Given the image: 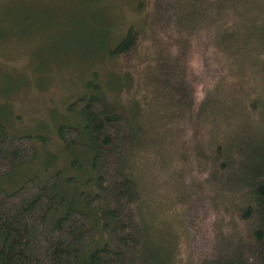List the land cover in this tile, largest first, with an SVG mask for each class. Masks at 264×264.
<instances>
[{
  "label": "rangeland",
  "instance_id": "rangeland-1",
  "mask_svg": "<svg viewBox=\"0 0 264 264\" xmlns=\"http://www.w3.org/2000/svg\"><path fill=\"white\" fill-rule=\"evenodd\" d=\"M239 1L0 0V124L36 149L6 187L60 172L85 191L87 155L67 152L58 127L83 123L68 105L96 78L129 114L140 110L127 140L139 145L132 172L153 255L197 264L222 244L225 257L238 255L242 176L217 171L208 151L221 144L244 169L262 135L264 27L243 17L226 34L235 21L221 12ZM131 26L141 41L124 63L114 50Z\"/></svg>",
  "mask_w": 264,
  "mask_h": 264
},
{
  "label": "trees",
  "instance_id": "trees-1",
  "mask_svg": "<svg viewBox=\"0 0 264 264\" xmlns=\"http://www.w3.org/2000/svg\"><path fill=\"white\" fill-rule=\"evenodd\" d=\"M184 5L178 3L177 10ZM234 7L221 12L235 21L227 35L235 34L243 17L248 19L244 25L250 21L263 29L264 0H240ZM140 41V30L131 26L115 56L131 62ZM121 104L93 78L83 95L68 105L83 123L58 127L67 152L87 155L89 170L83 171L81 183L88 189L83 192L76 179L60 172L45 179L31 176L9 190L5 184L11 185L16 169L34 158L36 149L31 136L15 135L0 124V264H171L170 257L153 255L156 244L147 240L146 222H141L139 182L132 172V153L139 145L127 140L131 118L134 121L140 110L133 106L131 115ZM261 110L262 135L244 169L234 164L233 153L226 159L221 144L208 151L217 170L224 173L233 167L242 176L237 194L243 197L239 209L246 233L238 237V255L225 257L224 244L217 245L222 255L197 264H264V106ZM72 165L82 167V161L74 159Z\"/></svg>",
  "mask_w": 264,
  "mask_h": 264
},
{
  "label": "bare ground",
  "instance_id": "bare-ground-1",
  "mask_svg": "<svg viewBox=\"0 0 264 264\" xmlns=\"http://www.w3.org/2000/svg\"><path fill=\"white\" fill-rule=\"evenodd\" d=\"M19 136H23V135H19ZM47 139V142L49 141V139L48 138H46ZM47 142H45V143H47ZM218 171V170H217Z\"/></svg>",
  "mask_w": 264,
  "mask_h": 264
}]
</instances>
